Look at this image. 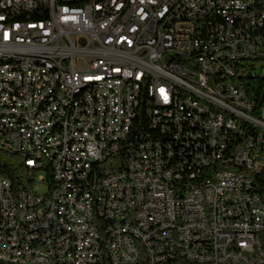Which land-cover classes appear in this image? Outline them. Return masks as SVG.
Segmentation results:
<instances>
[{
	"label": "built area",
	"instance_id": "1",
	"mask_svg": "<svg viewBox=\"0 0 264 264\" xmlns=\"http://www.w3.org/2000/svg\"><path fill=\"white\" fill-rule=\"evenodd\" d=\"M46 1H55L50 21ZM0 52L11 56L0 65V146L20 151L27 168L22 228L0 176V264H144L142 251L153 264H264V176L237 169L264 159V88L258 103L243 81L264 74V0H0ZM46 59L63 74L40 69ZM88 78L95 89L69 102ZM229 112L251 129L229 123ZM63 115L72 123L48 136ZM113 150L120 163L86 177ZM32 241L42 249L29 250Z\"/></svg>",
	"mask_w": 264,
	"mask_h": 264
},
{
	"label": "bare ground",
	"instance_id": "2",
	"mask_svg": "<svg viewBox=\"0 0 264 264\" xmlns=\"http://www.w3.org/2000/svg\"><path fill=\"white\" fill-rule=\"evenodd\" d=\"M55 12V1H46V5L43 6V21H50V15ZM17 50H24V43H17ZM32 50H39V43H32ZM3 63H11V56H8V52H0V65ZM166 64L170 67H178V58L175 56H166ZM39 68L49 70L51 73L63 74V66H59L58 61L54 59L39 60ZM261 75L264 78V74L261 72H252V76ZM223 77V76H222ZM216 84H220V76H216ZM97 85V78L86 79V84H76L74 88L71 89L69 94V102H77L83 94H89L92 89H95ZM119 85H128V78H119ZM217 110H226V103L216 102ZM233 119L243 121L249 125L251 122L248 119H243V115L238 112H229L228 120L229 123L234 125ZM67 123H72L71 115H63V119H55L49 123L48 136H55L58 130H63L67 128ZM159 123L155 124L157 127ZM0 149L13 150L7 148L6 146H0ZM15 153L20 154V151L13 150ZM119 150H113L106 154L102 160H92L90 164L87 165L86 177H93L99 172V169L105 166L108 162V158L111 155H119ZM22 156V154H20ZM23 159L25 161H32V153H23ZM113 164H107L106 166H111ZM249 170L250 179H252V174L254 172L264 171V159H254L253 161L237 160L238 170ZM2 176V175H0ZM3 177V176H2ZM157 183H165V176H157ZM9 186H11L9 182ZM12 188V193L15 195V207H16V219H14V228H22L23 221L25 220V199H26V187L14 189ZM159 195H166V186H159ZM188 196L199 195V187H192L187 192ZM100 200H108V191H100ZM129 246H132L135 250H142L144 248V240L137 234H128ZM42 249V241H32L29 243V250ZM142 259H144V264H153V255L150 251H142ZM0 263H2V251H0Z\"/></svg>",
	"mask_w": 264,
	"mask_h": 264
},
{
	"label": "trees",
	"instance_id": "3",
	"mask_svg": "<svg viewBox=\"0 0 264 264\" xmlns=\"http://www.w3.org/2000/svg\"><path fill=\"white\" fill-rule=\"evenodd\" d=\"M243 81L246 83H254V88L257 89V92L255 93V97L253 99H256V101L259 103L262 99V90L264 88V78L259 76H252V73L243 74ZM220 84H225V77L220 76ZM143 117L142 121L147 118V112H142ZM234 125L241 127L242 129H251V125L240 121L233 119ZM155 124L157 123H150V130L151 131H159V125L156 127ZM148 133V126H139V135H147ZM119 155H111L108 159L107 164H119L122 160V152L121 150L118 151ZM22 161V156L20 154L15 153L13 150H2L0 149V175L3 177L8 178L11 187L14 189L24 188L26 187V183L20 182L21 180H24V175L27 171V168L24 167V165L20 162ZM23 161H25L23 159ZM105 163V166H106ZM103 166V164H102ZM259 174H262L264 176V171L262 172H254L251 176L252 179H259ZM205 179H208V170H198V181H205ZM184 186H192V179H184ZM192 187H187V192Z\"/></svg>",
	"mask_w": 264,
	"mask_h": 264
}]
</instances>
